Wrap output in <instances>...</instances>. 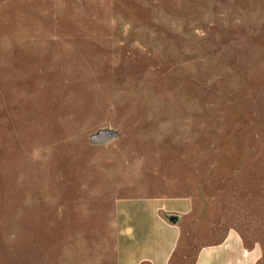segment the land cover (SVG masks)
<instances>
[{
	"label": "rangeland",
	"instance_id": "1",
	"mask_svg": "<svg viewBox=\"0 0 264 264\" xmlns=\"http://www.w3.org/2000/svg\"><path fill=\"white\" fill-rule=\"evenodd\" d=\"M158 196L171 264L230 231L264 264V0H0V264H114Z\"/></svg>",
	"mask_w": 264,
	"mask_h": 264
},
{
	"label": "crops",
	"instance_id": "2",
	"mask_svg": "<svg viewBox=\"0 0 264 264\" xmlns=\"http://www.w3.org/2000/svg\"><path fill=\"white\" fill-rule=\"evenodd\" d=\"M192 208L188 196L126 197L114 207V264H171ZM260 250L235 231L202 246L190 264H256Z\"/></svg>",
	"mask_w": 264,
	"mask_h": 264
},
{
	"label": "water",
	"instance_id": "3",
	"mask_svg": "<svg viewBox=\"0 0 264 264\" xmlns=\"http://www.w3.org/2000/svg\"><path fill=\"white\" fill-rule=\"evenodd\" d=\"M110 133L108 132H104V131H100L98 133H95L93 135L90 136V141L94 144H98V143H104L107 139L110 138Z\"/></svg>",
	"mask_w": 264,
	"mask_h": 264
}]
</instances>
